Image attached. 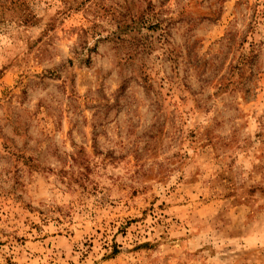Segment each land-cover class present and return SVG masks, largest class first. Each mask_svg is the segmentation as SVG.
<instances>
[{
    "label": "rangeland",
    "instance_id": "374dc122",
    "mask_svg": "<svg viewBox=\"0 0 264 264\" xmlns=\"http://www.w3.org/2000/svg\"><path fill=\"white\" fill-rule=\"evenodd\" d=\"M0 264H264V0H0Z\"/></svg>",
    "mask_w": 264,
    "mask_h": 264
},
{
    "label": "trees",
    "instance_id": "16d2710c",
    "mask_svg": "<svg viewBox=\"0 0 264 264\" xmlns=\"http://www.w3.org/2000/svg\"><path fill=\"white\" fill-rule=\"evenodd\" d=\"M114 252V251H113Z\"/></svg>",
    "mask_w": 264,
    "mask_h": 264
}]
</instances>
